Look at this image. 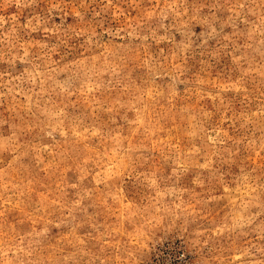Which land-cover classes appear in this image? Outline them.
Segmentation results:
<instances>
[{"label":"rangeland","instance_id":"obj_1","mask_svg":"<svg viewBox=\"0 0 264 264\" xmlns=\"http://www.w3.org/2000/svg\"><path fill=\"white\" fill-rule=\"evenodd\" d=\"M0 264H264V0H0Z\"/></svg>","mask_w":264,"mask_h":264}]
</instances>
